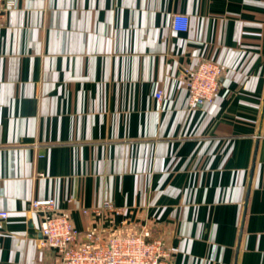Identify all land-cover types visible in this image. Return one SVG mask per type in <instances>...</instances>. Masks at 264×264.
<instances>
[{"label":"crops","instance_id":"crops-1","mask_svg":"<svg viewBox=\"0 0 264 264\" xmlns=\"http://www.w3.org/2000/svg\"><path fill=\"white\" fill-rule=\"evenodd\" d=\"M1 5L0 264H54L29 208L45 198L79 239L109 202L169 264H264V0ZM201 58L223 74L192 108L180 76Z\"/></svg>","mask_w":264,"mask_h":264},{"label":"built area","instance_id":"built-area-1","mask_svg":"<svg viewBox=\"0 0 264 264\" xmlns=\"http://www.w3.org/2000/svg\"><path fill=\"white\" fill-rule=\"evenodd\" d=\"M0 0V20L3 8ZM189 18L183 14H171L170 29L185 33ZM223 67L219 63L199 59L195 66L180 76L187 95L189 107L211 105L218 92ZM154 98L161 102L162 92L156 90ZM71 200H68L69 203ZM32 212L40 216L39 247L55 252L54 264H169L170 253L159 238H152L147 222H129L115 219L122 210L112 203L104 202L100 207L83 209L81 214L90 221L89 228L79 239L67 210L54 208L51 198L32 199ZM8 213L0 211V220Z\"/></svg>","mask_w":264,"mask_h":264}]
</instances>
